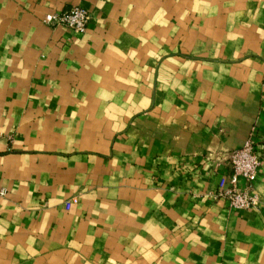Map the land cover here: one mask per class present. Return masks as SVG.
I'll return each mask as SVG.
<instances>
[{
    "label": "crops",
    "instance_id": "1",
    "mask_svg": "<svg viewBox=\"0 0 264 264\" xmlns=\"http://www.w3.org/2000/svg\"><path fill=\"white\" fill-rule=\"evenodd\" d=\"M248 139L264 0H0V264H264V168L212 199Z\"/></svg>",
    "mask_w": 264,
    "mask_h": 264
},
{
    "label": "built area",
    "instance_id": "2",
    "mask_svg": "<svg viewBox=\"0 0 264 264\" xmlns=\"http://www.w3.org/2000/svg\"><path fill=\"white\" fill-rule=\"evenodd\" d=\"M89 20L88 11L77 6L67 11L46 14L42 23L50 27H65L81 34L85 32ZM223 163L229 171V179L219 184L212 199L226 201L232 210L257 209L259 199L253 186L258 169L264 168V159L256 146L248 139L242 147L228 152ZM239 179L243 180V186L239 185Z\"/></svg>",
    "mask_w": 264,
    "mask_h": 264
}]
</instances>
